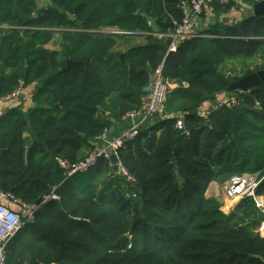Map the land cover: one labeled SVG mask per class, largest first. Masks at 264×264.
<instances>
[{"label":"trees","instance_id":"obj_1","mask_svg":"<svg viewBox=\"0 0 264 264\" xmlns=\"http://www.w3.org/2000/svg\"><path fill=\"white\" fill-rule=\"evenodd\" d=\"M45 1L38 8L37 0H0V25L13 28L0 32V98L35 84L33 107L0 116V193L29 209L49 191L59 197L10 240L6 264H264V212L245 198L226 215L205 195L211 184L257 175L264 198V85L229 92L240 78L221 71L227 61L262 53L264 17L216 22L206 30L211 37L166 55L155 35L171 31L182 17L178 6L191 0ZM235 10L233 0H214L201 18ZM106 28L118 32H100ZM133 35L146 43L119 51L118 41ZM68 59L82 65L69 68ZM159 66L176 85L162 118L118 150L134 182L103 158L68 177L57 159L73 166L91 155L111 118L123 123L143 105ZM224 93L238 104L201 118L202 106ZM180 115L183 130L175 127Z\"/></svg>","mask_w":264,"mask_h":264},{"label":"built area","instance_id":"obj_2","mask_svg":"<svg viewBox=\"0 0 264 264\" xmlns=\"http://www.w3.org/2000/svg\"><path fill=\"white\" fill-rule=\"evenodd\" d=\"M214 0H191L190 2L183 1L178 6L181 11L182 17L179 22H174V28L166 34H156L155 36L164 42L166 39L170 40V44L166 49V55L175 53L178 46L186 41L197 38L211 37L202 28L205 27V22H202L201 15L204 13L205 8ZM228 0H222V3ZM240 5L241 0H233ZM264 0H252L253 4L262 2ZM252 4V5H253ZM236 13L230 15L233 17ZM203 23V27L202 23ZM12 27L3 24L0 25V32L4 29ZM22 30L23 27H14ZM13 29V28H12ZM52 31L61 33L65 29H53ZM103 33H116L118 32L113 28L102 29ZM173 84H169L162 75V66H159L151 76L148 94L143 98V105L140 108L128 111L124 117L123 122L126 126L125 131L118 137L110 139L108 133L104 132L101 136L93 141L95 145L94 151L86 157L83 161L69 166L64 160L57 159L60 167L67 170V176L71 177L76 173H86L92 169L99 159H109L112 154L118 157V150L123 146L124 142L133 139L141 128L152 122L155 117L162 118V110L164 108L169 90L172 89ZM24 91V87L18 86L10 95L0 98L3 101H16ZM237 105L238 99L235 94L230 95L222 104ZM209 104H204L206 106ZM202 106V107H203ZM217 108V107H216ZM210 111H199L198 114L204 120L208 118ZM175 127L178 130L184 129V116L180 115L177 118ZM118 173L125 176L129 181L134 180L124 171L118 161ZM257 175H244L240 178H235L223 186V194L227 200L241 201L245 198L251 199L255 207L264 212V198L257 195V188L260 184ZM50 200H59V197L53 193L49 197H44L43 204ZM41 206H35L32 209L26 207L25 204L16 200L9 194L0 193V264H6V247L15 234L24 226L25 223L32 222L35 212ZM263 225V224H262ZM130 247V245H129Z\"/></svg>","mask_w":264,"mask_h":264},{"label":"rangeland","instance_id":"obj_3","mask_svg":"<svg viewBox=\"0 0 264 264\" xmlns=\"http://www.w3.org/2000/svg\"><path fill=\"white\" fill-rule=\"evenodd\" d=\"M203 20L205 22V27H203L202 29L205 31L211 25L218 22V19H213V18L208 19V20L204 18ZM144 37H145L144 35H136V36L133 35L131 37L119 40L118 41L119 51L124 52L128 47L139 46V45L145 44L146 39ZM54 47H55L54 44H51L48 46V48L50 49H53ZM263 67H264V50L262 51V53H260L259 56H257L254 59L227 61L221 66V71L226 76L230 77L231 79H234V78H242V76L245 75L246 73L257 71L258 69H261ZM174 86L176 87V85ZM229 96H230L229 93H224V94L217 96L215 101L210 104L209 110H213L215 107H218V104H222L225 101V99L228 98ZM207 108H208V105H207ZM223 186L224 185H220L218 196H217V199H218L217 201L220 202V205H221L220 210L224 214L229 215L234 211V209L237 207L240 201L227 200L223 194ZM206 194H207V191H206Z\"/></svg>","mask_w":264,"mask_h":264},{"label":"crops","instance_id":"obj_4","mask_svg":"<svg viewBox=\"0 0 264 264\" xmlns=\"http://www.w3.org/2000/svg\"><path fill=\"white\" fill-rule=\"evenodd\" d=\"M37 4H38V8H41L46 4V1L45 0H37ZM250 7L251 6L248 7L247 5L242 3V1H241L240 5H239V10H237V12L234 14L233 17L228 16V17H224V18H219L218 22H223L224 24H226L227 22L232 23L233 21L234 22L240 21L245 16L251 15L250 11H249ZM202 22H204V21H202ZM201 27H203V23H202ZM174 87L175 86L173 84L172 89H174ZM34 91H35V84L33 86L25 88L21 97L16 101H3L0 99V116L3 115L5 112H7L8 109L13 108L15 106H20V108L24 112L27 111L28 109H30L31 107H33L31 98H32V94L34 93ZM148 91H149V86H147L145 88V93L148 94ZM209 106H208V108H207V105L203 106L200 109V111H209ZM203 108H205V109H203ZM151 124H154V122L152 121ZM125 129H126V126H125L124 122L118 123V125L115 127V129L113 131L115 133V136L110 137V139H113V138L120 136L125 131ZM219 188H220V185L211 184L207 189L206 196L210 197V198H215L216 200H218L217 196H218ZM221 189H222V187H221Z\"/></svg>","mask_w":264,"mask_h":264},{"label":"water","instance_id":"obj_5","mask_svg":"<svg viewBox=\"0 0 264 264\" xmlns=\"http://www.w3.org/2000/svg\"><path fill=\"white\" fill-rule=\"evenodd\" d=\"M249 11H250V14L253 18L264 17V1L251 5ZM75 26L78 29H80L81 23L76 22ZM154 32L157 33L156 30ZM169 44H170V40L166 39L164 41V45H165L166 49L168 48ZM66 65H67V67L71 68L73 66L82 65V62H74V61H71L68 59L66 61ZM261 85H264V69L256 71V72H252V73L240 78L239 80L233 82L229 86L228 91L229 92H232V91L247 92V91L253 90L257 87H260ZM110 121L112 123V126L108 130L109 135L113 133L115 127L118 125V123L113 118H111ZM108 161L112 167L113 172L118 173V170H119L118 157L116 155L112 154L111 156H109ZM52 193H53V191H49L45 194L44 197H49V196H51ZM42 204H43V199H39L36 202V206H42Z\"/></svg>","mask_w":264,"mask_h":264}]
</instances>
